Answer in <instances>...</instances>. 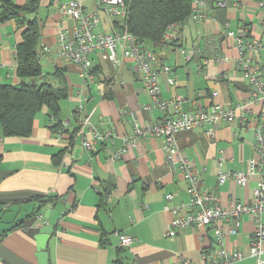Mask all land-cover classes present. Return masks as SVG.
<instances>
[{"label": "crops", "instance_id": "0c3cea01", "mask_svg": "<svg viewBox=\"0 0 264 264\" xmlns=\"http://www.w3.org/2000/svg\"><path fill=\"white\" fill-rule=\"evenodd\" d=\"M25 1L12 0L18 6ZM68 1L41 0L37 13L41 80L56 85V70H63L67 80L68 97L61 102L59 114L61 136L52 131L54 120L46 108L36 114L27 137H5L0 125V264H40L36 236L45 226L53 228L44 250L48 264H171L178 258L202 264L203 251L217 248L211 232L177 228L175 235H169L171 209L180 208L178 216L183 217L190 196L182 173L167 166L162 138L147 137L129 144L135 123L154 124L170 112L153 106L132 61L119 51L115 67L104 55H91L89 82L83 81L77 66L55 55L58 31L73 25L59 15L60 6ZM237 10L242 11L240 16ZM226 21L237 29L257 20L253 8L215 9L210 18L180 27L174 44L150 46L156 63L170 66L176 76L172 86L161 77L163 99L182 96L185 111L212 103L234 109V121L220 123L214 142H208L201 129L176 136L179 153L197 172V189L202 193L215 189L222 207L232 199L251 203L264 167L261 164L256 169L246 186L231 180L217 185L220 173L245 171L249 160L260 161L255 137L264 124V101L252 99L247 79L234 67V42L228 39L225 48L207 52L208 39ZM100 28L109 31L110 21ZM23 30L15 20L0 24L1 85L21 82L15 50ZM253 30L252 36L263 45L259 62H264V28ZM43 47L50 52L42 53ZM179 47L200 53L187 60L179 56ZM216 54L229 59L219 60ZM93 130L110 137L86 150L83 139H89ZM167 194L173 195L171 201L166 200ZM37 198L52 201L43 204ZM218 225L225 233L223 247L245 254L236 264H254L248 257L256 227L253 217L243 214L235 235L227 233L231 221ZM118 234L129 236L131 244L120 246Z\"/></svg>", "mask_w": 264, "mask_h": 264}, {"label": "built area", "instance_id": "2783aa9c", "mask_svg": "<svg viewBox=\"0 0 264 264\" xmlns=\"http://www.w3.org/2000/svg\"><path fill=\"white\" fill-rule=\"evenodd\" d=\"M192 9L189 15L182 21L168 26L154 47L170 46L177 41V31L180 27L198 23L210 18L213 10H227L232 7H249L254 9L256 22L242 24L234 31L230 23L226 21L221 31L208 39V50L211 54L216 49L224 47L226 40L234 42L236 51L234 67L241 72L249 84V92L256 102L264 101V62H259L263 45L259 38L252 36L253 28H264V0H192ZM61 18H69L73 25L68 29H61L57 33V48L55 55L77 66L84 82L90 80L91 55L100 53L106 57V61L115 67L118 62V51L123 58L132 61L133 70L140 75L144 89L153 101V106L161 112L170 114L157 123L149 125L134 124L133 137L129 144L134 145L138 140L147 137L162 138V152L170 170L178 169L184 180L188 183L187 192L190 196L185 205L186 214L178 216L180 208L168 209L173 215L169 224V235H175L177 228H191L194 230H206L213 234L214 244L217 248L206 249L202 254V264H236L245 258V254L237 250H229L223 247V235L225 233L218 224L224 220L231 221L228 230L229 235L238 232L240 219L243 214H250L255 222V231L250 242L248 257L254 259V264H264V167L260 170L261 179L253 190L251 203H239L232 199L227 207L219 205L217 192L214 190L199 192L197 189V172L193 164L179 153L176 136L181 132L201 129L208 142H214L216 132L221 122L231 123L235 119L234 109L224 107L218 103H212L206 108L197 110L182 109L183 97L163 99L161 96V77L164 76L168 86L175 84L176 76L173 75L170 66L156 63V54L150 45L138 40L126 26L128 7L124 0H69L59 8ZM110 21L109 31H100V26ZM252 24V25H251ZM226 47V44H225ZM224 47V48H225ZM179 56L193 59L195 51L186 48L176 49ZM50 52L48 47L42 48V53ZM219 54L215 55V58ZM219 60L227 61V56H220ZM245 106H239V109ZM143 110H151L150 106H143ZM65 123H63L64 125ZM82 132V130H80ZM61 136V131L56 133ZM110 137L109 133H100L96 130L91 132L90 138L83 139V147L91 150L94 142H102ZM260 161L255 159L247 162L245 171L220 173L217 177V185L231 180L239 186H246L249 177L254 175L256 169L264 166V132L260 127L255 137ZM118 156V155H117ZM115 155L112 159H116ZM261 168V166H260ZM171 201L172 194L165 196ZM218 222V224L215 223ZM119 235V234H118ZM120 246H129L132 239L126 235H119ZM171 264H188L184 258H178Z\"/></svg>", "mask_w": 264, "mask_h": 264}, {"label": "trees", "instance_id": "16d2710c", "mask_svg": "<svg viewBox=\"0 0 264 264\" xmlns=\"http://www.w3.org/2000/svg\"><path fill=\"white\" fill-rule=\"evenodd\" d=\"M128 7L127 30L138 40L156 46L168 26L184 20L190 13L192 0H124ZM41 0H26L21 6L12 0H0V24L15 20L24 30L16 46L18 85L0 84V125L5 137H27L31 134L36 114L42 108L53 118L52 131L61 129V102L68 97L63 70H56L54 85L41 80L40 25L37 13ZM43 204L52 198H37ZM104 239H101V244Z\"/></svg>", "mask_w": 264, "mask_h": 264}, {"label": "water", "instance_id": "95a60500", "mask_svg": "<svg viewBox=\"0 0 264 264\" xmlns=\"http://www.w3.org/2000/svg\"><path fill=\"white\" fill-rule=\"evenodd\" d=\"M263 132H264V124H263ZM52 207H54L53 204L51 205L50 208ZM49 212H50V209L46 211L45 219L48 218ZM52 232H53V228L49 226H45L39 230V233L36 236L37 246H38V249L40 250L37 254L40 264H48L47 253L44 250H45L47 242L49 241L52 235Z\"/></svg>", "mask_w": 264, "mask_h": 264}, {"label": "rangeland", "instance_id": "374dc122", "mask_svg": "<svg viewBox=\"0 0 264 264\" xmlns=\"http://www.w3.org/2000/svg\"><path fill=\"white\" fill-rule=\"evenodd\" d=\"M241 10H237V13L239 14V16L241 15ZM100 30H101V28H99ZM232 30H234V31H237V29L235 28V26H233L232 28H231ZM43 71L45 72V70L43 69ZM49 75V74H48ZM50 77V76H49ZM49 80V79H48Z\"/></svg>", "mask_w": 264, "mask_h": 264}]
</instances>
